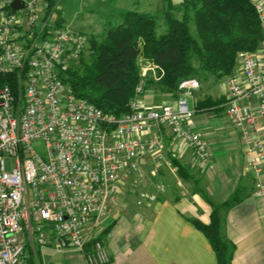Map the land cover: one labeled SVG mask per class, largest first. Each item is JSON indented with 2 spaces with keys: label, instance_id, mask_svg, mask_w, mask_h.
I'll return each mask as SVG.
<instances>
[{
  "label": "built area",
  "instance_id": "obj_1",
  "mask_svg": "<svg viewBox=\"0 0 264 264\" xmlns=\"http://www.w3.org/2000/svg\"><path fill=\"white\" fill-rule=\"evenodd\" d=\"M0 0V264L41 263L38 250L53 246L81 253L87 264H109L102 239L87 234L113 212L124 195L148 206L152 184L180 144L212 168L202 135L192 127L196 79L179 84L175 104H145L142 81L128 110L108 114L64 82L62 73L79 58L87 37L56 24L47 0ZM262 39L255 50L237 52L225 77L226 112L244 142L254 193H264V0H250ZM55 15V18L53 16ZM153 70L154 68L150 66ZM256 98V104L244 100ZM41 141L45 156L33 147ZM164 191L162 182H155Z\"/></svg>",
  "mask_w": 264,
  "mask_h": 264
},
{
  "label": "crops",
  "instance_id": "obj_2",
  "mask_svg": "<svg viewBox=\"0 0 264 264\" xmlns=\"http://www.w3.org/2000/svg\"><path fill=\"white\" fill-rule=\"evenodd\" d=\"M152 79L155 83L141 95L143 102L174 105L179 94L166 93L158 83L160 78L152 75ZM202 88L194 91L191 100L195 107L192 127L207 143L212 168L197 163L192 149L180 144L173 158L184 167L186 178L177 167L163 166L151 179L154 184L164 183L165 190L157 191L152 183L146 188L157 193L155 202L137 206L134 196L124 195L110 216L90 225L87 234H100L110 254L109 264H217L208 239L192 220L207 223L213 207L235 190L239 200L223 210L221 226L222 235L235 245L232 264H264V193H254L257 179L247 166L244 142L226 112V81H217L216 90L203 93ZM207 96L223 101L198 110L196 104ZM244 102L255 105L256 98ZM260 166L264 169L263 162ZM261 179L264 181V174ZM38 257L41 263L87 264L81 253L51 245L38 250Z\"/></svg>",
  "mask_w": 264,
  "mask_h": 264
},
{
  "label": "trees",
  "instance_id": "obj_3",
  "mask_svg": "<svg viewBox=\"0 0 264 264\" xmlns=\"http://www.w3.org/2000/svg\"><path fill=\"white\" fill-rule=\"evenodd\" d=\"M57 1L47 0L46 11L56 13V24L61 26L66 21ZM164 2L163 10L153 14L137 9L116 11L106 19L99 35L89 33L88 37L84 31L77 32L87 37L88 47L62 73L64 82L77 96L105 113L119 115L128 110L141 81L143 92L155 83V73L142 75L140 60L154 68L162 90L177 95L184 80L196 79L200 87L211 78L225 79L237 64V52L255 50L262 39L260 21L250 0ZM159 18L163 20L162 32ZM222 101L207 96L196 107L199 110ZM170 160L186 178L184 167L176 158L171 156ZM238 200L235 190L229 199L213 207L207 223L192 220L208 239L217 264H232L235 245L221 233L222 212ZM28 264H36L32 256Z\"/></svg>",
  "mask_w": 264,
  "mask_h": 264
},
{
  "label": "rangeland",
  "instance_id": "obj_4",
  "mask_svg": "<svg viewBox=\"0 0 264 264\" xmlns=\"http://www.w3.org/2000/svg\"><path fill=\"white\" fill-rule=\"evenodd\" d=\"M57 6L61 9L63 19H65L70 30L84 31L89 37V33L99 35L104 30V22L110 19L114 13L120 9H137L151 14L159 12L165 6L164 0H58ZM56 15V13H55ZM55 15L53 18H55ZM181 14L178 13V16ZM160 25L159 32L164 30L162 18L158 19ZM88 40V39H87ZM88 47V41L85 43L84 49ZM142 66V75L154 70L150 68L151 64L148 61H140ZM154 74V75H155ZM156 76V75H155ZM203 93L209 92L212 88L217 89V81L212 78L208 82L202 83ZM194 95V94H193ZM33 147L42 156H45V147L43 142H33ZM144 187H151V182L148 178L144 179ZM95 235L97 238H100Z\"/></svg>",
  "mask_w": 264,
  "mask_h": 264
},
{
  "label": "water",
  "instance_id": "obj_5",
  "mask_svg": "<svg viewBox=\"0 0 264 264\" xmlns=\"http://www.w3.org/2000/svg\"><path fill=\"white\" fill-rule=\"evenodd\" d=\"M11 6L13 7V9H16V8H18L20 5H19V2H18L17 0H15V1L12 3Z\"/></svg>",
  "mask_w": 264,
  "mask_h": 264
}]
</instances>
